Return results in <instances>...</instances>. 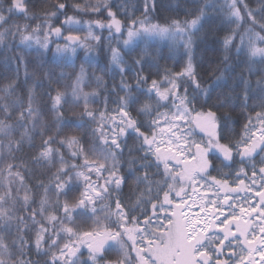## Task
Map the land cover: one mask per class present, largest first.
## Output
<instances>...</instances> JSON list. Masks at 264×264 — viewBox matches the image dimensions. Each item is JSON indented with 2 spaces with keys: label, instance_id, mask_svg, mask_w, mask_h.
Instances as JSON below:
<instances>
[{
  "label": "snow or ice",
  "instance_id": "snow-or-ice-1",
  "mask_svg": "<svg viewBox=\"0 0 264 264\" xmlns=\"http://www.w3.org/2000/svg\"><path fill=\"white\" fill-rule=\"evenodd\" d=\"M0 57V264H264V0H0Z\"/></svg>",
  "mask_w": 264,
  "mask_h": 264
},
{
  "label": "trees",
  "instance_id": "trees-1",
  "mask_svg": "<svg viewBox=\"0 0 264 264\" xmlns=\"http://www.w3.org/2000/svg\"><path fill=\"white\" fill-rule=\"evenodd\" d=\"M71 2H72V0H69V3H71ZM166 2L171 4V5H173V6L180 5L181 7L185 4V0H166ZM250 2L252 3L253 6H255V0H250ZM68 14L69 15H73V13L71 11H69ZM165 15H173V16H175L176 13L175 12H173V13H165ZM180 16H181V18H183V13L182 12L180 13ZM80 18H82L84 20H88L89 19L88 16H83V17H80ZM20 22L23 23L22 20ZM79 34L81 36L86 35L85 32H81ZM140 47L143 48L144 44L141 43ZM150 50L162 51L163 53L167 54L168 51H169L168 42H161V41L155 42V43L150 45ZM35 55H36L35 53H32V57H35ZM79 55H80V59L76 60V69L77 70L79 69V67L81 65H83V67H85V69L87 70V72L89 74L95 73L98 76L102 75V73L98 70V65H102L104 63L103 58H101V57H93L89 61H85L84 52L81 51L79 53ZM197 56H198V58L199 57H207L208 56V53L205 51L204 46H201V48L198 50ZM125 58L127 59V57H125ZM0 59H2V57H0ZM165 63L168 66H170V67L174 66V63H173L172 60H167V61L161 60L160 61L161 65H164ZM0 70H2V69H0ZM29 71L30 72L32 71L31 67L29 68ZM55 71L57 72V74H59L60 72H64L65 74H71L73 72V68L72 67H68V66H61V67L56 68ZM104 79H105V81H108V77L107 76H105ZM253 79H255V78H253ZM95 89H96V84L93 82V83L90 84L89 87L85 88V91L91 92V91H93ZM69 97L71 98V90L70 89H69ZM91 106L92 107H101V105L99 103L92 104ZM64 110H65L66 115H68V116H72L73 115V111H75V112L79 111L78 108L77 109H72L71 104L65 105V109ZM43 119L44 120H48V117H44ZM242 122L243 121L241 120L240 123L242 124ZM233 128L239 130V125H233ZM38 142H39V140L37 138V143ZM213 175H215V173H213ZM51 199L54 200L55 196L54 195L51 196ZM84 251H85V255H86L87 254L86 253V249ZM115 258H116L115 252H112L111 254L108 255V259H111V260L114 261Z\"/></svg>",
  "mask_w": 264,
  "mask_h": 264
},
{
  "label": "rangeland",
  "instance_id": "rangeland-1",
  "mask_svg": "<svg viewBox=\"0 0 264 264\" xmlns=\"http://www.w3.org/2000/svg\"><path fill=\"white\" fill-rule=\"evenodd\" d=\"M105 35H107V33L105 32ZM161 42H166V41H161ZM165 243H166V238H165ZM165 243H161L159 240L157 241V244L159 245V248L163 251L165 248ZM150 252L154 255L155 258H157L156 253H155V249L150 250ZM170 259V256H169ZM161 259L157 258V264H161Z\"/></svg>",
  "mask_w": 264,
  "mask_h": 264
}]
</instances>
